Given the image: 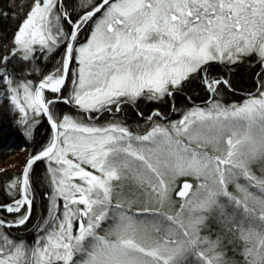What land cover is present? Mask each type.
Instances as JSON below:
<instances>
[{"label": "snow or ice", "instance_id": "snow-or-ice-1", "mask_svg": "<svg viewBox=\"0 0 264 264\" xmlns=\"http://www.w3.org/2000/svg\"><path fill=\"white\" fill-rule=\"evenodd\" d=\"M9 14L0 119L32 147L0 180V264H264V0Z\"/></svg>", "mask_w": 264, "mask_h": 264}, {"label": "trees", "instance_id": "trees-1", "mask_svg": "<svg viewBox=\"0 0 264 264\" xmlns=\"http://www.w3.org/2000/svg\"><path fill=\"white\" fill-rule=\"evenodd\" d=\"M10 0H0V10L5 9ZM14 22L11 20V15L7 19L0 17V32L11 28ZM233 82L237 86L238 93H244L250 91L252 88L251 77L247 74L246 70L237 72L233 77ZM229 95H232L229 93ZM235 98V97H234ZM242 98V96H241ZM143 107V105H141ZM6 123L3 119H0V163L8 161L9 165L0 170V180H3L8 174L16 172L20 166L24 163V159L27 155V150L31 149V144H25L21 136L12 134L11 129H4L2 125ZM45 127H41L38 132L44 133ZM24 152V155L10 161L9 159ZM43 168L42 162H36L34 164L33 176L36 177V173L40 172ZM43 211L40 203L37 202L33 207V217L35 218Z\"/></svg>", "mask_w": 264, "mask_h": 264}, {"label": "rangeland", "instance_id": "rangeland-1", "mask_svg": "<svg viewBox=\"0 0 264 264\" xmlns=\"http://www.w3.org/2000/svg\"><path fill=\"white\" fill-rule=\"evenodd\" d=\"M23 155H24V152H21V153L19 152L17 155L12 156L9 160L12 161L13 159L18 158V157H21ZM7 165H9V162L8 161L1 162L0 163V170L2 168H4L5 166H7Z\"/></svg>", "mask_w": 264, "mask_h": 264}]
</instances>
